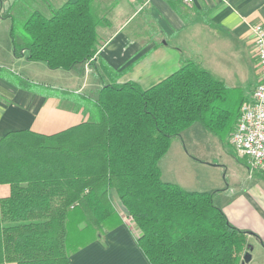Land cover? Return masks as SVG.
<instances>
[{"label": "trees", "instance_id": "1", "mask_svg": "<svg viewBox=\"0 0 264 264\" xmlns=\"http://www.w3.org/2000/svg\"><path fill=\"white\" fill-rule=\"evenodd\" d=\"M42 1L50 16L33 10L23 24L27 39L18 42L10 30L15 56L26 51L27 61L50 70L94 66L105 23L95 0L57 8ZM99 62L109 82L95 100L61 91L89 111L88 121L51 135L0 137V185L10 187L0 198V264H70L72 254L123 223L112 191L149 264H241L253 234L233 227L212 194L163 182L158 167L172 139L196 123L227 141L245 101L241 90L193 61L148 89L117 83L119 73ZM17 80L28 91L38 86Z\"/></svg>", "mask_w": 264, "mask_h": 264}, {"label": "crops", "instance_id": "2", "mask_svg": "<svg viewBox=\"0 0 264 264\" xmlns=\"http://www.w3.org/2000/svg\"><path fill=\"white\" fill-rule=\"evenodd\" d=\"M97 1L95 8L99 9L105 23L97 28L94 66L80 64L66 71L71 75L63 76L64 81L75 82L76 86L70 88L73 94L91 100L97 98L101 85L109 82L99 61L119 73L117 83L131 82L142 89L156 85L184 62L193 61L226 86L239 88L245 101L249 99L257 81L250 26H264V0H194L192 7L168 0ZM48 2L54 7L51 0ZM5 5L3 15L1 9ZM45 7L42 0H0V17L27 14L32 9L49 13ZM0 48L3 53L0 58V137L21 130L51 135L90 119L89 111L62 96L35 93L11 82L3 71L20 73L34 82L54 71L43 62L27 61L26 51L16 57L13 47ZM237 159L246 168L240 192L223 197L225 190L220 189L216 206L235 228L251 231L264 245V172L250 171L244 159L238 156ZM9 194L10 187L0 185V198ZM111 200L114 206L120 204L115 195ZM240 217L246 223L240 221ZM127 223L123 221L107 235L71 255L69 263L149 264L135 243L133 227ZM251 262L252 257L245 264Z\"/></svg>", "mask_w": 264, "mask_h": 264}, {"label": "rangeland", "instance_id": "3", "mask_svg": "<svg viewBox=\"0 0 264 264\" xmlns=\"http://www.w3.org/2000/svg\"><path fill=\"white\" fill-rule=\"evenodd\" d=\"M51 1L52 4H54V8H57L65 0ZM96 1L97 0H95V2ZM17 5L18 4L14 7ZM5 8L6 5L1 9V11H3L1 14L3 15H5ZM41 12L43 13L44 11ZM95 12L100 15V17L102 16L98 8H95ZM30 13L31 12H28L27 14L14 13V15L9 16L8 18L0 17V47H13L10 37V30L12 28L13 37L18 42H23L24 38L27 39V36L23 31V24L29 17ZM43 15L49 17L50 13L44 12ZM2 55L3 53H1L0 48V58ZM53 71L54 72H48L50 76L35 79L36 82L21 76L20 73L14 74L9 71H3V75L9 76L11 82H13L14 78V82L16 83L18 82L17 79H23L34 85H38L32 88L35 93H39L38 87H41L43 94L50 95L53 88L51 86L58 88H54L57 89V91L52 94H56L59 97L63 95V92L61 91L66 92L68 90L67 92H71L70 88L76 86L75 82H67L63 80V76L71 75V73L68 72V74L66 71L62 70ZM158 167L163 182L177 185L184 190L186 189L185 191L188 190L187 192L212 194L215 205L217 196L221 194V191H219L220 189L225 190L222 191L224 195L223 197H229V195L234 196L236 193L240 192L243 171H246L244 164L238 161L237 155L229 143V138L227 141L221 142L213 135L207 133L199 123L192 125L183 131L179 137L172 139L169 149L158 161ZM227 187H229V191L227 190ZM114 195L115 192L112 191L110 193V198L114 199ZM118 205L121 206L120 204ZM118 205H115L114 208L119 216H122V221H128L129 225L133 227L132 220L127 217L123 207H119ZM239 220L246 223L242 217H240ZM229 223L235 227L232 221ZM244 231L253 234V236L248 235L247 237V246L252 248L251 264H263L264 245L255 237L256 235L254 233L249 230ZM134 233L136 235V232Z\"/></svg>", "mask_w": 264, "mask_h": 264}, {"label": "built area", "instance_id": "4", "mask_svg": "<svg viewBox=\"0 0 264 264\" xmlns=\"http://www.w3.org/2000/svg\"><path fill=\"white\" fill-rule=\"evenodd\" d=\"M192 7L194 0H168ZM253 35L257 68L256 85L240 108L229 143L236 155L244 159L250 171L264 172V26H250ZM130 221V219H129Z\"/></svg>", "mask_w": 264, "mask_h": 264}, {"label": "water", "instance_id": "5", "mask_svg": "<svg viewBox=\"0 0 264 264\" xmlns=\"http://www.w3.org/2000/svg\"><path fill=\"white\" fill-rule=\"evenodd\" d=\"M249 251H251V247H249ZM249 251L245 254L241 264H245L251 260V255L249 254Z\"/></svg>", "mask_w": 264, "mask_h": 264}]
</instances>
